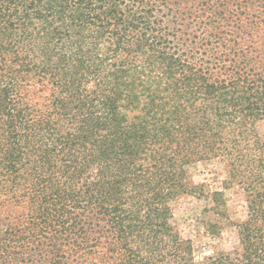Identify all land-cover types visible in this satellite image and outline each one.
<instances>
[{
    "label": "trees",
    "instance_id": "1",
    "mask_svg": "<svg viewBox=\"0 0 264 264\" xmlns=\"http://www.w3.org/2000/svg\"><path fill=\"white\" fill-rule=\"evenodd\" d=\"M261 121L264 0H0V264H198L170 204L211 159L247 214L199 264H264Z\"/></svg>",
    "mask_w": 264,
    "mask_h": 264
},
{
    "label": "rangeland",
    "instance_id": "2",
    "mask_svg": "<svg viewBox=\"0 0 264 264\" xmlns=\"http://www.w3.org/2000/svg\"><path fill=\"white\" fill-rule=\"evenodd\" d=\"M48 95L46 92L45 96ZM257 134L264 142V121L257 124ZM187 172L196 185L204 187V194L199 196L183 195L171 202L172 223L176 232L193 246L194 261L202 263L208 258L222 252L233 253L238 246L236 228L225 224L237 223L246 219L247 205L244 192L238 187L224 189L223 183L228 178V169L222 159H211L187 166ZM223 192L227 218L214 215L210 208L213 192ZM3 198H0V208ZM12 207L11 205H9ZM15 213L25 212L15 207ZM4 218V214L1 215ZM222 227L223 229H220ZM219 230H221L219 232ZM215 232V233H212Z\"/></svg>",
    "mask_w": 264,
    "mask_h": 264
}]
</instances>
